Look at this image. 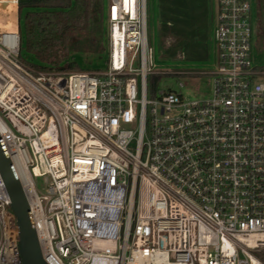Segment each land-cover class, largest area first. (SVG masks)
<instances>
[{"label": "built area", "instance_id": "built-area-1", "mask_svg": "<svg viewBox=\"0 0 264 264\" xmlns=\"http://www.w3.org/2000/svg\"><path fill=\"white\" fill-rule=\"evenodd\" d=\"M106 20V66L95 70L32 69L20 59L18 21L0 29V133L44 259L264 264V71L253 61L262 34L252 0H214L216 61L202 99L149 97L147 0H108ZM0 264H22L1 174Z\"/></svg>", "mask_w": 264, "mask_h": 264}, {"label": "trees", "instance_id": "trees-1", "mask_svg": "<svg viewBox=\"0 0 264 264\" xmlns=\"http://www.w3.org/2000/svg\"><path fill=\"white\" fill-rule=\"evenodd\" d=\"M213 0H157L158 44L168 60L208 62L212 42ZM108 0H20L21 52L37 60L41 71L81 70L75 54L93 53L107 59ZM260 19L264 21V0ZM24 10V11H23ZM264 38V32L261 33ZM260 69L263 66L258 67Z\"/></svg>", "mask_w": 264, "mask_h": 264}, {"label": "rangeland", "instance_id": "rangeland-1", "mask_svg": "<svg viewBox=\"0 0 264 264\" xmlns=\"http://www.w3.org/2000/svg\"><path fill=\"white\" fill-rule=\"evenodd\" d=\"M108 3V2H107ZM214 7V0H213ZM24 11V10H23ZM261 10L258 0H252V20L254 24L257 23V31L264 32V21L260 19ZM17 20L23 26V13L19 17L18 7L9 4L6 8L0 6V29L7 30L11 23ZM212 23L213 12H212ZM158 5L157 0H147V33L150 45L153 47V73L149 77V97H157L158 90H173L179 92L184 98L188 100L207 98L211 95L212 78L207 71L214 68L216 61L215 44L212 36L211 57L208 62L193 63L186 60H168L161 57L158 44ZM259 41V42H258ZM259 46H258V43ZM262 46V49L260 47ZM253 61L260 67L264 64V38L255 37V42L252 49ZM22 62L32 69H36L28 63H36L37 60L33 58L26 51H22L20 56ZM73 59L81 70H95L103 69L106 64V56H98L93 53L75 54ZM139 56L135 60V66H139ZM205 71V73H202ZM264 71V68H263ZM257 80L264 82V74L258 75ZM180 83L183 86H180ZM48 181L47 176L36 177L34 179L35 187L39 195L47 194L45 187ZM257 256L264 262V252L256 253Z\"/></svg>", "mask_w": 264, "mask_h": 264}, {"label": "water", "instance_id": "water-1", "mask_svg": "<svg viewBox=\"0 0 264 264\" xmlns=\"http://www.w3.org/2000/svg\"><path fill=\"white\" fill-rule=\"evenodd\" d=\"M0 174L11 197L16 216L22 264H48L43 257L29 202L0 133Z\"/></svg>", "mask_w": 264, "mask_h": 264}, {"label": "crops", "instance_id": "crops-1", "mask_svg": "<svg viewBox=\"0 0 264 264\" xmlns=\"http://www.w3.org/2000/svg\"><path fill=\"white\" fill-rule=\"evenodd\" d=\"M258 2H259L260 10H261L262 2L261 0H258ZM212 12H213V1H212Z\"/></svg>", "mask_w": 264, "mask_h": 264}, {"label": "bare ground", "instance_id": "bare-ground-1", "mask_svg": "<svg viewBox=\"0 0 264 264\" xmlns=\"http://www.w3.org/2000/svg\"><path fill=\"white\" fill-rule=\"evenodd\" d=\"M2 127H3V123H2V121L0 119V128H2Z\"/></svg>", "mask_w": 264, "mask_h": 264}]
</instances>
